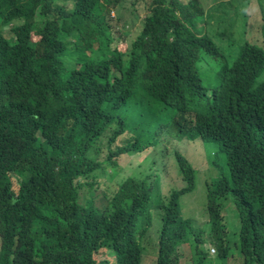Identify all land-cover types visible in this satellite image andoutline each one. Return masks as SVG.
<instances>
[{"label": "trees", "instance_id": "16d2710c", "mask_svg": "<svg viewBox=\"0 0 264 264\" xmlns=\"http://www.w3.org/2000/svg\"><path fill=\"white\" fill-rule=\"evenodd\" d=\"M144 1L135 34L111 17L127 0H73L72 10L0 0V264H99L105 248L115 264H181L188 245L190 264H206L205 235L179 205L196 188L180 152L187 141L218 142L229 172L208 183L209 246L228 260L223 207L232 198L243 264H264V0H247L238 40L227 37L236 16L216 27L203 0ZM249 18L262 46L247 39ZM168 150L186 183L169 197L160 181ZM204 151V166H216ZM123 162L146 172L124 173ZM103 168L119 174L99 194ZM152 193L163 200L156 244L143 225Z\"/></svg>", "mask_w": 264, "mask_h": 264}, {"label": "rangeland", "instance_id": "374dc122", "mask_svg": "<svg viewBox=\"0 0 264 264\" xmlns=\"http://www.w3.org/2000/svg\"><path fill=\"white\" fill-rule=\"evenodd\" d=\"M190 2L192 0H186ZM204 3H207L209 8V13L213 15L216 27H219L218 22L219 18L227 16L229 13L231 17L236 16V27L233 30H230L227 34L232 31V35L235 39L242 38L243 27L241 25L244 22L245 11L247 7L251 5V2L247 0H203ZM223 1V2H222ZM227 1V2H226ZM55 3L66 6L69 10L73 9L74 2L73 0H54ZM221 2L220 4H217ZM230 2V3H229ZM255 6V3L252 2ZM255 11H257L255 9ZM146 4L144 0H127L126 6L123 10L118 11L117 13L112 12L111 17L113 18V24L117 30L121 31H129L133 33H137L141 26L142 19L146 16ZM238 14V15H237ZM249 17V16H248ZM219 19V20H218ZM218 20V21H217ZM226 37V38H227ZM66 39V44L70 50H73L72 42L69 38L63 37ZM247 39L252 40L254 45L262 46L261 40V31L260 27L256 25L254 20L248 19V31H247ZM226 41H223L225 44ZM90 55V53H89ZM63 60H68V55H64L62 57ZM71 64V62H67ZM210 81L215 80L211 78ZM216 83V82H215ZM206 85L205 83H203ZM210 84V83H209ZM217 86V84L215 85ZM167 148V146H165ZM205 148V151H204ZM169 149V148H168ZM180 152L183 153L188 159L189 166H194L197 171L196 178V188L192 193L181 196L179 205L180 211L183 213L184 218L191 221L192 230L201 234L202 237L205 235V239L207 241L210 240V225L208 223V212H207V191H208V183L216 182L220 179V177L229 176L228 168L221 167V159L220 155V144L216 141H210L208 143L204 141H196V142H185L183 146L180 147ZM203 151L206 156L212 159V162H216V166L214 164L211 168H206L204 164L201 162V155ZM165 164L163 165L160 174V181L162 185L163 194L169 197L171 191L173 189H181L186 186L184 181L183 174H181L179 165L177 164L174 154L170 153L168 150L165 155ZM148 158L158 159L159 155L151 152V155L147 156ZM147 157L140 158V165H143ZM164 158V157H163ZM200 159V162L197 160ZM224 159V158H223ZM217 164L220 166L217 167ZM134 168L126 162L122 163L123 172L127 173L128 170H132L135 174H138L140 171L145 173V168L140 167ZM206 168V169H205ZM205 169V171H204ZM118 172L114 174H109L108 170L99 169L94 174L98 176L96 179V183L94 184V188L97 189L99 194L103 191V187L105 183H107L110 179L118 176ZM15 186L18 187V180L14 179ZM94 180L90 178H81L79 180L80 184L87 183L89 185ZM82 193H85V189H80ZM154 196V193H152ZM166 197V198H167ZM166 201V199H165ZM146 223H147V235L146 240L148 243L156 244L158 242V237L162 228V210L160 208H153L149 210V205L146 207ZM145 209V210H146ZM223 217L225 219L224 224L228 232L227 241L229 243V257L227 261H221L217 258L218 251L216 247L209 246V243L206 241L204 244V250L207 254H210L209 260L206 264H243V259L239 254L238 250V231L240 229L239 216L236 211V207L233 203V199L224 202L223 207ZM192 242L196 241V238L193 237ZM192 245L181 247L180 255L183 258V262L181 264H190L193 261L194 254L192 250ZM114 255V254H113ZM115 258V255H114ZM97 262L99 264H114V259L112 253L108 248L103 249L97 255ZM157 263V262H156Z\"/></svg>", "mask_w": 264, "mask_h": 264}, {"label": "clouds", "instance_id": "9594fccd", "mask_svg": "<svg viewBox=\"0 0 264 264\" xmlns=\"http://www.w3.org/2000/svg\"><path fill=\"white\" fill-rule=\"evenodd\" d=\"M162 158L164 157L163 155H160ZM165 158V157H164ZM161 189H162V185H161ZM162 194H163V191H162ZM155 193H154V196H151V200L149 202V210L153 209V208H160V205L163 204V200L161 202H156L154 198L152 197H155ZM164 195V194H163ZM166 196V195H164ZM148 207V206H147ZM161 209V208H160ZM147 210V209H146ZM163 212V211H162ZM146 215V214H145ZM144 215V221H143V225H144V228L147 230V223H146V216ZM158 240L160 241V234H159V237H158ZM109 251L112 253V256H113V259H114V264L116 262L115 258H114V255L115 253L109 249ZM100 253V252H99ZM114 254V255H113Z\"/></svg>", "mask_w": 264, "mask_h": 264}]
</instances>
